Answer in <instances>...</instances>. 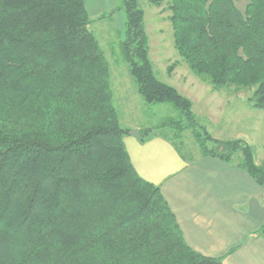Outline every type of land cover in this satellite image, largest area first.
I'll list each match as a JSON object with an SVG mask.
<instances>
[{
  "label": "trees",
  "instance_id": "trees-1",
  "mask_svg": "<svg viewBox=\"0 0 264 264\" xmlns=\"http://www.w3.org/2000/svg\"><path fill=\"white\" fill-rule=\"evenodd\" d=\"M163 1L188 68L214 89L253 88L247 102L264 112V0L242 10L234 0H150ZM123 9L120 51L138 94L179 112L139 139L188 130L200 156L264 184L250 144L213 138L191 101L156 77L138 0ZM90 22L85 0H0V264H227L188 246L160 187L132 165Z\"/></svg>",
  "mask_w": 264,
  "mask_h": 264
},
{
  "label": "rangeland",
  "instance_id": "rangeland-1",
  "mask_svg": "<svg viewBox=\"0 0 264 264\" xmlns=\"http://www.w3.org/2000/svg\"><path fill=\"white\" fill-rule=\"evenodd\" d=\"M243 9V0H234ZM144 11V26L148 37L149 58L156 77L187 97L199 125L219 140L243 139L251 145L256 163L264 165V112L252 108L247 97L253 88L228 85L214 89L207 79L195 75L180 58L173 46L170 12L166 1L153 4L138 0ZM90 17L89 28L96 36L109 66V85L112 102L123 127H156L179 112L170 104H146L136 90L127 71L120 41L126 28L123 0H85ZM166 134L189 160L199 157V149L190 131L180 137L167 127ZM238 158V157H237Z\"/></svg>",
  "mask_w": 264,
  "mask_h": 264
},
{
  "label": "crops",
  "instance_id": "crops-1",
  "mask_svg": "<svg viewBox=\"0 0 264 264\" xmlns=\"http://www.w3.org/2000/svg\"><path fill=\"white\" fill-rule=\"evenodd\" d=\"M124 144L137 173L160 187L190 248L227 264H264V184L216 157L189 160L161 134H126Z\"/></svg>",
  "mask_w": 264,
  "mask_h": 264
},
{
  "label": "water",
  "instance_id": "water-1",
  "mask_svg": "<svg viewBox=\"0 0 264 264\" xmlns=\"http://www.w3.org/2000/svg\"><path fill=\"white\" fill-rule=\"evenodd\" d=\"M128 135H131V136L136 137V138H140V132L138 129H130L128 131Z\"/></svg>",
  "mask_w": 264,
  "mask_h": 264
}]
</instances>
